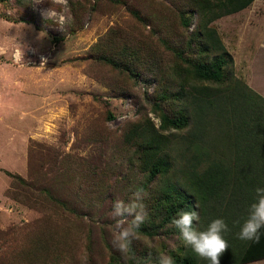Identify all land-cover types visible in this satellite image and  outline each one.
Masks as SVG:
<instances>
[{"label":"rangeland","instance_id":"1","mask_svg":"<svg viewBox=\"0 0 264 264\" xmlns=\"http://www.w3.org/2000/svg\"><path fill=\"white\" fill-rule=\"evenodd\" d=\"M215 2L0 0V264H199L163 219L182 193L201 231L185 147L193 96L242 81L264 96V0L209 19ZM217 36L233 63L197 77L193 63L221 54ZM180 112L186 125H163L161 113ZM229 124L212 117L196 151L228 162ZM157 156L169 166L150 177ZM137 189L148 219L119 251L112 205Z\"/></svg>","mask_w":264,"mask_h":264},{"label":"trees","instance_id":"2","mask_svg":"<svg viewBox=\"0 0 264 264\" xmlns=\"http://www.w3.org/2000/svg\"><path fill=\"white\" fill-rule=\"evenodd\" d=\"M249 2L250 0H217L212 9L207 8L212 10L209 19L240 9ZM217 39L215 38V43L221 54L214 56L208 63H193L192 70L197 77L218 80L223 67L228 63L232 64L230 53L218 36ZM242 84L238 83L237 87L228 88L222 94L212 90L198 91L193 96L190 111L194 127L185 141V147L190 153L187 165L192 168V174L188 178L197 190L204 215L201 231L206 230L211 221L217 218H222L230 229L222 234L229 248L220 257L219 264H236L237 261L241 263L264 257V228L261 229L257 243L237 238L241 225L247 219L249 206L254 202V189L264 187V97L243 81ZM160 117L165 126L181 127L187 124V116L181 112L174 116L161 113ZM212 117L231 123L228 134L225 135L232 139L230 147L234 152L228 162L208 154L206 149H201L202 153L196 151L198 138H201ZM200 162L204 165L198 167ZM168 166V160L166 162L162 156H157L149 166V176ZM6 172L13 178L21 179L16 173ZM210 176L211 182L208 181ZM217 185L218 191L215 189ZM227 191L231 198H224ZM177 197L175 203L165 206L163 219L167 222L171 223L177 218L176 214L181 210L193 209L189 196L179 193ZM192 257L173 256L174 264H195ZM199 264H210V261L199 258Z\"/></svg>","mask_w":264,"mask_h":264},{"label":"clouds","instance_id":"3","mask_svg":"<svg viewBox=\"0 0 264 264\" xmlns=\"http://www.w3.org/2000/svg\"><path fill=\"white\" fill-rule=\"evenodd\" d=\"M254 193V202L249 206L247 219L241 225L237 238L257 243L261 229L264 228V187H256ZM146 195L143 189H137L127 203L123 200L113 203L111 216L116 219V223L112 244L117 250L127 251L135 238V231L148 219L143 203ZM199 219L196 211L181 210L171 224L178 230L186 248H190L198 258L210 261V264H219L220 257L229 248L222 234L230 229L222 218H217L211 221L206 230L199 231L194 226V222ZM155 264H174V259L171 256H160Z\"/></svg>","mask_w":264,"mask_h":264},{"label":"crops","instance_id":"4","mask_svg":"<svg viewBox=\"0 0 264 264\" xmlns=\"http://www.w3.org/2000/svg\"><path fill=\"white\" fill-rule=\"evenodd\" d=\"M262 47H264V40L262 41V45H261ZM232 63H233V61H232ZM235 75V74H234ZM262 96V95H261ZM262 97H264V96H262Z\"/></svg>","mask_w":264,"mask_h":264}]
</instances>
